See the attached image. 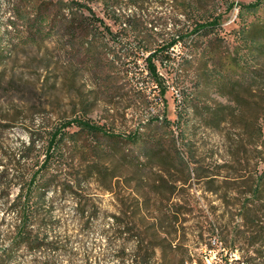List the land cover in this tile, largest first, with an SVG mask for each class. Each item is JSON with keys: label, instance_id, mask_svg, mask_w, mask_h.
<instances>
[{"label": "rangeland", "instance_id": "1", "mask_svg": "<svg viewBox=\"0 0 264 264\" xmlns=\"http://www.w3.org/2000/svg\"><path fill=\"white\" fill-rule=\"evenodd\" d=\"M256 1L195 0L199 7L195 5V11L187 14L189 11L182 7L183 0H120L117 9L120 14L141 10L149 16L148 20L160 21L163 25L159 29L163 26L169 33L173 29L171 23L190 27L204 22L212 14H221V25L215 30L226 44L233 47L236 45L234 31L244 24L238 17L239 12ZM232 3L235 6L229 9ZM91 6L115 32L120 30V26L107 15L102 2H92ZM11 21L16 23L12 27L9 26ZM21 24L14 15L13 1L0 0L2 164H7L6 157L21 154L30 130L38 128L41 123L50 126L64 116L71 118L80 114V97L93 88V80L88 75L82 73L76 80L71 77V60L54 37L31 39L28 29H22ZM119 41L122 49L138 46L134 37L126 33H121ZM182 50L181 46L172 50L175 58L172 64L158 63L168 90L163 97H155L157 93L152 95L149 108L140 107L137 101L135 92L145 88L144 82L139 80L125 79L119 83L118 92L112 95V103L96 100L95 95L87 96L95 101L89 118L100 123L108 121L119 133L129 134L157 117H160V122H171L169 130H173L176 137L183 131L184 136L178 146L194 170L188 184L178 183L182 188L171 194L170 184L181 180L183 173L168 165L159 167L147 161L143 174L147 178L148 189L138 188L139 182L132 166L119 165L116 159L108 158L105 163L111 168L109 173L118 178L112 184L105 176L100 182L91 178L85 184L86 218L81 219L78 214L77 196L64 195L54 189L47 191L44 210L50 214L46 230L56 238L59 249L34 254L21 248L10 264H47L43 263L45 260H50V264H84L88 252L92 254V264H122L116 257L119 243H114L109 232L114 225L113 215L122 209L132 215L138 213L131 220L145 232L148 240L161 244L162 240L154 238L156 226L163 232L162 238L172 240L177 246L173 256L167 249L161 251L159 248L156 254L159 263L167 260L174 264H245V259L256 256V264H264V247L261 254H256L251 246L253 236L264 238V207L258 213L245 211L248 164L254 166L258 160L254 149L245 147V123L234 119L231 124L227 121L218 125L217 117L212 113L227 112L229 115L232 110H226L224 106L234 104L215 89L202 101L194 98L196 82L193 76H182L181 71H177ZM145 66L146 62L142 60L141 67L145 69ZM178 73L181 74L179 80L176 79ZM239 90L245 96V86ZM207 106L210 110L206 109ZM178 112H181L179 123ZM203 112L210 113L203 115ZM7 123L12 127L4 130L2 125ZM187 148L191 149L192 157ZM161 176L165 181L158 188L154 182L161 180ZM138 192L147 193V202L140 210L134 200ZM17 193L18 188L12 186L11 198ZM140 201L143 202L142 199ZM14 221V214L6 213L5 200L0 197V233L6 234L9 224ZM6 246V242H2L0 252ZM127 247L128 250L133 249L135 240H131Z\"/></svg>", "mask_w": 264, "mask_h": 264}, {"label": "trees", "instance_id": "2", "mask_svg": "<svg viewBox=\"0 0 264 264\" xmlns=\"http://www.w3.org/2000/svg\"><path fill=\"white\" fill-rule=\"evenodd\" d=\"M12 1L14 15L22 23V29H28L29 37H54L71 60V77L76 80L82 73L86 74L93 80V88L80 97V114L71 118L64 116L50 126L41 123L38 128L28 132L27 143H23L20 155L6 157L7 164L0 161V186L3 187L0 197L5 200L6 213L11 212L15 216L7 233H0V246L2 242L7 244L0 252V264L13 262L15 253L21 248L34 254L57 251L58 241L46 230L50 214L44 210L47 191L54 189L64 195L70 193L77 196L78 214L81 219L86 218V201L83 199L85 184L91 178L100 182L101 177L105 176L111 184L118 178L109 173L111 168L105 163L108 158L116 159L119 165L130 164L139 182L138 188L148 189L147 178L143 174L147 161L159 167L168 165L183 173L181 180L170 184L171 194H176L182 188L178 183L188 184L194 170L178 146L184 136L183 131L176 137L173 130H169L171 122H160V117H157L129 134L119 133L108 121L100 123L89 118V113L95 108V101L87 96L95 95L96 100L112 103V95L118 92L119 83L125 79L139 80L144 82L145 88L135 92L137 101L140 107L149 108L152 95L157 93L155 97H163L168 90L158 63L172 64L175 60L172 50L178 46L183 50L177 71H181L182 76H193L196 82L194 98L202 101L215 89L234 104L224 106L226 110H232L229 115L227 112L212 113L217 117L218 125L227 121L231 124L234 119L245 123V147L251 146L258 159L254 166L248 164L245 211L258 213L259 209H263L264 0H257L241 8L238 17L244 24L234 31L236 45L233 47L226 44L225 39L215 30L221 25V14H212L204 22L190 27L171 23L173 29L169 33L163 26L159 29L163 25L160 21L148 20L149 16L141 10L120 14L117 9L120 0ZM92 2L104 4L109 18L120 26L119 31L115 32L104 18L97 15L91 6ZM195 5V0L182 2V7L189 11L186 14L195 11ZM234 6L230 4L229 9ZM15 24L11 21L9 26ZM121 33L133 36L138 46L119 48L122 44L119 41ZM1 43L0 30V46ZM142 60L146 62L145 69L141 67ZM180 76L178 73L176 79L179 80ZM243 86L245 96L239 90ZM206 109L210 110V107ZM207 113L210 112L202 114ZM178 114L177 123L181 121V112ZM2 127L7 130L12 124H3ZM187 152L192 157L190 148H187ZM161 177V180L154 182L158 188L165 181ZM12 186L18 188L14 198H11ZM146 194L138 192L134 196L139 210L147 202ZM137 214L134 212L132 215L122 209L113 215L114 225L109 232L112 233L114 243H119L116 250L118 261L122 264L127 261L128 264H174L167 260L157 262L156 254L160 248L161 251L167 249L173 256L177 246L172 240L162 238L163 232L156 226L154 238L162 240L161 244L148 240L145 232L131 220ZM260 237L253 236L251 242L256 254L263 252L264 238ZM131 240H135V247L128 250ZM91 260L92 254L88 252L84 264H92ZM257 260L256 256H251L245 259V264H256ZM43 263L51 262L45 260Z\"/></svg>", "mask_w": 264, "mask_h": 264}]
</instances>
